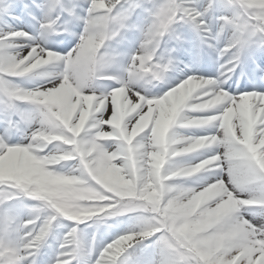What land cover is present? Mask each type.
Here are the masks:
<instances>
[{"label":"snow or ice","instance_id":"1","mask_svg":"<svg viewBox=\"0 0 264 264\" xmlns=\"http://www.w3.org/2000/svg\"><path fill=\"white\" fill-rule=\"evenodd\" d=\"M0 264H264V0H0Z\"/></svg>","mask_w":264,"mask_h":264}]
</instances>
